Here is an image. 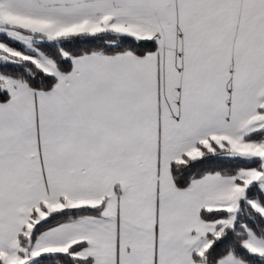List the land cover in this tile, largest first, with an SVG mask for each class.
<instances>
[{
    "label": "snow or ice",
    "instance_id": "1",
    "mask_svg": "<svg viewBox=\"0 0 264 264\" xmlns=\"http://www.w3.org/2000/svg\"><path fill=\"white\" fill-rule=\"evenodd\" d=\"M0 264H264V0H0Z\"/></svg>",
    "mask_w": 264,
    "mask_h": 264
}]
</instances>
